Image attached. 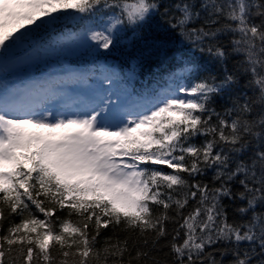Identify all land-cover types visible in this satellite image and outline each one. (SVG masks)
Segmentation results:
<instances>
[{
	"label": "snow or ice",
	"instance_id": "snow-or-ice-1",
	"mask_svg": "<svg viewBox=\"0 0 264 264\" xmlns=\"http://www.w3.org/2000/svg\"><path fill=\"white\" fill-rule=\"evenodd\" d=\"M0 264H264V0H0Z\"/></svg>",
	"mask_w": 264,
	"mask_h": 264
},
{
	"label": "trees",
	"instance_id": "trees-1",
	"mask_svg": "<svg viewBox=\"0 0 264 264\" xmlns=\"http://www.w3.org/2000/svg\"><path fill=\"white\" fill-rule=\"evenodd\" d=\"M153 35L157 34L156 32V28L155 25H153ZM161 36H163V33H159ZM173 47L175 48H179L180 45L178 43V39H174L173 40ZM78 53L76 56H80V55H86L87 58L89 60H92V57L87 55V54H80L79 52H75ZM57 55V53L55 52V54H53V56ZM113 59H110L111 62H113L114 64H117L118 66L121 65L123 63V61L120 58V53L119 52H115L113 53ZM175 58H174V54L173 53H169V55L166 58H162L161 60H158L156 63H154L151 67L150 70L145 71L143 73H140L138 75V78L136 81H134V86L139 89L144 85H152L153 87L155 86V84H153L154 80H158L160 78V76H165L166 78V73L167 71L172 68V66L175 64ZM229 67H231V64H229ZM216 66L213 65V69L215 70ZM127 70V69H125ZM222 103V101H220L219 99L217 100V106H219Z\"/></svg>",
	"mask_w": 264,
	"mask_h": 264
},
{
	"label": "rangeland",
	"instance_id": "rangeland-1",
	"mask_svg": "<svg viewBox=\"0 0 264 264\" xmlns=\"http://www.w3.org/2000/svg\"><path fill=\"white\" fill-rule=\"evenodd\" d=\"M104 63V62H102ZM19 70H21V67L18 68ZM16 69V70H18ZM10 72L7 73V75H3L2 77V81L4 84H6L7 86H16V82H15V78L16 76H11V75H8ZM6 74V73H5ZM11 77V78H9ZM89 83H91V81H89ZM22 84H24V82H22ZM71 93H76L78 91H80L82 89V85H76V84H73V85H66L65 86Z\"/></svg>",
	"mask_w": 264,
	"mask_h": 264
}]
</instances>
